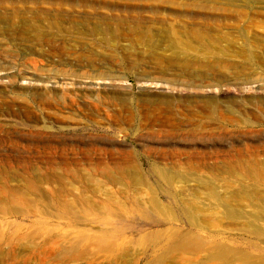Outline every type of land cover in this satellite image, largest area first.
Masks as SVG:
<instances>
[{
    "label": "rangeland",
    "instance_id": "374dc122",
    "mask_svg": "<svg viewBox=\"0 0 264 264\" xmlns=\"http://www.w3.org/2000/svg\"><path fill=\"white\" fill-rule=\"evenodd\" d=\"M13 12L19 16L25 14V17L38 15L39 18H50L58 13L72 14L73 17L97 14L119 20L128 18V23L121 26L123 29L128 26L152 27L154 33L159 32L155 41L158 51L148 57L145 44L137 46L129 39L127 42L120 40L119 49H109L103 45L110 36L103 25L99 29L104 33L99 36L92 37L87 32L72 34L76 45L90 51V54H86V60L63 57L61 63L56 64L51 57H40L33 51L25 50V44L15 41L4 29L0 34V87L15 75L17 87L27 88L33 82L22 80L21 77L25 75L37 78L39 87L48 80L46 85L57 89V92L70 88L66 87L70 83L74 92L84 96H122L132 101L141 94L162 93L188 101L192 106L191 110H182L181 117L171 116L174 122H178L177 131L161 138L146 136L137 109L132 104L124 113L125 121L120 126L107 121L106 113L102 111L91 112L89 116L77 112L67 114L71 116L66 124L69 129L62 132L59 131L62 125L50 124L58 130L57 138H63L68 145L81 147L82 144L95 142L99 149L133 150L135 160L142 167L145 182V186L138 191L139 196H143L144 201L152 194L164 206L170 207V213L175 218L172 224L146 225L136 211L138 205L129 202L133 189L125 179L121 184H113L103 178L70 176L49 180L41 188L53 208L47 216V212L42 210L46 200L36 197L33 189L26 190V183L29 185L33 180L24 177L29 175L32 168L44 165L0 160V192L6 194L8 189L15 186L25 191V203L19 206V214H4V221L0 222V231L9 234L13 242L19 238H22V242L18 246L12 244L10 249L3 247L2 251L13 250L17 264H264V235L247 233L248 226L256 220L241 218L230 222L223 217L220 208L207 209L204 190L195 175L190 177L187 174L183 180L176 179L172 188H168L149 170L152 164H164L168 170L184 173L197 162L216 168L222 166V155L264 148V107L261 106L264 102V0H0V16ZM37 19L33 18L34 22ZM194 23L200 27L208 23L203 30H208L206 33L214 38V57L204 58V51L193 50L192 57L187 53L182 60L168 61L172 58L171 52H161L163 47L178 50L190 49L188 44L194 45L190 42L193 38L182 30L176 32L172 28L168 31V26L181 29ZM188 32L191 34L194 30ZM100 38L103 42L98 41ZM221 40H231L232 44ZM43 47L47 48L45 44ZM127 47H137L134 50L136 54L128 55L123 50ZM79 54L82 52L79 51ZM141 54L144 55L142 60L139 59ZM134 58L140 60L139 65H135ZM206 63L216 68L205 74L208 72ZM142 76L151 78L153 84L139 81ZM240 98L247 101L250 111L247 114L248 132L244 137L238 134L234 120L231 125H212L207 119L208 115L195 107L196 102L204 99L227 106ZM106 109L104 106L103 110ZM32 112L38 113L36 110ZM21 121L23 119L15 117L10 110L0 109V126L7 134L17 137L26 133ZM3 149L7 150L4 146L0 148ZM243 164L230 162V167L234 169ZM15 174L18 175L16 181L13 180ZM207 176L217 192L230 199L233 207L240 206L243 215L256 214L257 209L262 207H253L251 203L242 201L244 195L239 192L241 186H245L256 189L264 197L263 184L257 176L253 181L244 180L243 183L227 176ZM230 181H233L231 185L226 186ZM194 190L201 192L198 200L191 198ZM174 195L196 203L198 212L202 210L201 215L211 216V225L198 231L190 230L184 211L172 203ZM80 196L86 199L88 205L75 206L73 212L81 220L72 224L66 214L57 210L56 202L61 200L75 205ZM110 199L125 203L126 209L123 207L108 216ZM258 212L264 214V207ZM100 213L107 220L101 219ZM132 217L140 218L141 222L128 220ZM32 220L38 222L31 223ZM256 226L264 231V222L256 221ZM176 229L180 230L182 239L203 247L178 250L172 256L163 254L167 247H174L169 240V232ZM76 231L88 239L97 237L107 243H115L119 252L125 254V259L119 261L95 255L91 248L87 251L78 249L73 254L68 247L74 241ZM211 235L217 243L224 245L220 248L225 249L220 257L212 255Z\"/></svg>",
    "mask_w": 264,
    "mask_h": 264
},
{
    "label": "bare ground",
    "instance_id": "6f19581e",
    "mask_svg": "<svg viewBox=\"0 0 264 264\" xmlns=\"http://www.w3.org/2000/svg\"><path fill=\"white\" fill-rule=\"evenodd\" d=\"M7 15L0 16V34L6 29L15 41L25 44V50L29 52L33 51V53L38 54L40 57H51L55 60L56 64H60L63 57L69 58L70 60H86V54H90V51L86 47L83 48L82 46L76 45L72 34L75 35L76 33L81 35L83 32H87L92 37L99 36L104 33L99 29L103 25L106 30H109L108 34L110 35L104 40L103 45L108 46L109 49H119V41L127 42V39H129L137 43V46L139 44H145L148 57H152L158 51V47L155 46V41L159 36V32L154 33L152 27L128 26L123 29L121 26L128 23V18L119 20L113 16H97V14L96 16H81V14L73 17L72 14L60 13L50 18L47 16L39 18L40 16L37 14V16L32 17H25V14L24 16H19L15 12ZM33 18H38L37 22H34ZM205 24L203 25L204 27L195 25V23L192 25L188 24L181 29H177L173 25L168 26V31L172 28L176 32L182 30L188 37L193 38L194 40L190 42H193L194 45L188 44L191 47L190 49L180 48L178 50L163 47L160 51L171 52L172 58L168 61L182 60L187 53L191 56L193 50L204 51V58H213L214 51L212 42L214 38L206 33L208 30H203L208 25V23ZM189 30H194V32L189 34ZM98 41L103 42V39L100 38ZM221 42H226L229 45L232 44L231 40H221ZM39 44L41 45L38 46ZM43 44L47 48H44ZM136 48L127 47L123 50L128 55H135L134 50ZM79 51L82 54H79ZM140 56L139 59L142 60L144 55L141 54ZM139 59H133L135 65H139ZM203 60L207 61V59ZM34 63L36 64V62ZM206 65L208 72H204L205 74L210 73L216 68L210 63H206ZM139 78V81L153 84L151 78H144L143 76ZM21 79L33 82V84L29 83V87L23 89L17 87L15 84V75L9 77L7 83L0 87V109L10 110L15 117L23 119L21 122L25 125L24 127L27 132L14 137L7 134L0 126V148L3 146L7 148V150H0V160L6 162H37L44 165L43 167L32 168L29 175L24 177L32 178L33 180L29 185L26 183L27 189H25H33L36 197L46 200L45 205L43 203L42 210L47 212V216L53 208L50 207V202L45 198L41 190L42 186L48 184L47 181L54 178L59 179L64 176H70L81 179L103 178L113 184H121L125 179L128 181L127 184L129 187L133 189V197L129 199V202L132 205H138L136 211L140 213L146 225L165 226L175 221V218L170 213V207L164 206L157 197L151 194L149 199L147 198L143 201V196H139L138 191L141 187L145 186V182L143 180L142 167L135 160L133 150L99 149L94 145L95 142L82 144L83 146L81 147L79 145H68L63 138H57L58 130L50 124L62 125L59 129L62 132L63 130L69 129L66 126L67 120L71 117L69 115L77 112L83 114V116H89L91 112L102 111L106 113L107 121L120 126V123L125 121L124 113L127 112L130 104H132L137 109L141 127L146 136L149 135L147 136L149 138H161L171 136L177 131L178 122H174L171 116L175 117L179 115L181 117L182 110H191L192 105L188 101L178 100L170 95H162V93L141 94L132 101H128L127 97L122 96H84L74 92L71 86L73 84L70 83L66 84V87L70 88H65L57 92V89L50 88L46 85L49 83L48 80L39 87L37 86L39 82L37 78L34 79L32 76L25 77L24 75ZM104 106L107 107L106 111L103 110ZM261 106L262 108L264 107V102L261 103ZM195 107H198L202 113L208 115L207 119L212 122V125L219 123L231 125V121L234 120L237 132L241 137H244L248 132L249 123L247 114H250V111L245 99L240 98L236 102L227 104V106L217 105L211 100L204 99L196 102ZM33 110H36L38 113L32 112ZM67 114L69 115L67 116ZM119 129V131H122L121 128ZM220 160L222 161V166L220 167H209L197 162L194 166L185 170L184 173L179 170H168V167L164 164L159 166L152 164L149 170L168 188H172L176 179L183 180L187 174L190 177L195 175V178L204 190V200L207 202L205 204L207 209H211V207L220 208L223 217L230 222L241 218L264 222V214L258 212V209L264 207V197L261 193L257 192L256 189H248L245 186H241L239 192L244 195L242 201L251 203L253 207L262 206L257 209L256 214L248 213L243 215L240 212V206L233 207L230 199L225 195L219 194L217 188L210 182L211 180L207 176V174L227 176L228 178L238 179L242 183L244 180L253 181V178L257 176L259 182L263 184L262 188L264 190V148H253L251 152L237 151L235 153H227L222 155ZM230 162H243L244 164L231 169ZM202 174H206V176ZM15 175L13 180L16 181L18 175ZM232 182H228L226 186L229 187ZM200 193L199 190H194L191 198L198 200L197 196ZM24 195L25 191L19 186L8 189L6 194L0 192L1 223L4 221V214L7 216L8 214L12 216L19 214V206L25 203ZM236 198L238 197H234V199ZM75 203L77 204L74 205L71 202L61 200L56 202L57 210L62 214H66L72 224L81 220L73 212L75 206L88 205V202L82 196L78 197ZM108 203L111 205L110 209H107L109 212L108 216H111L112 213L115 214L116 210H122L123 207L126 209V204L123 202L116 203V201L110 199ZM172 203L184 211L190 230L198 231L211 225V216L208 214L201 215L202 210H200V213L198 212L196 203L184 201L175 195L172 197ZM100 215L101 219L107 220L102 213ZM128 220L141 222L140 218L134 219V217ZM256 221L248 226L247 233L257 236L264 235V231L257 228ZM35 222H38V220L31 221V223ZM169 233V240L174 243V247L176 248L172 251L174 247L172 249L167 247L163 253L165 255L172 256L178 250H196L203 247L200 244H190L188 239H182V236H179V229L170 231ZM8 235L6 232L0 231V264H17L15 262L16 257L14 251L4 250V252L2 248L6 247V249H10V247H13L12 244L18 246L21 244L22 238L13 242L12 237ZM209 237L211 238L210 250L212 251L213 257L222 256L221 252L225 249L221 250L220 248L224 245L212 239L214 236L211 235ZM68 248L73 254H76L78 249L87 251L91 248L95 255H103L119 261H123L126 257L123 252H119V247L115 243H107L97 237L88 239L79 231L75 232L74 241L70 243Z\"/></svg>",
    "mask_w": 264,
    "mask_h": 264
}]
</instances>
